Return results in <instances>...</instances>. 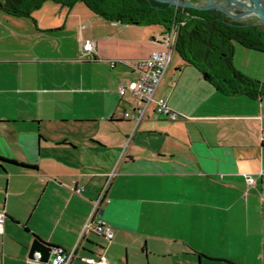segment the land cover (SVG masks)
<instances>
[{
  "label": "crops",
  "instance_id": "1",
  "mask_svg": "<svg viewBox=\"0 0 264 264\" xmlns=\"http://www.w3.org/2000/svg\"><path fill=\"white\" fill-rule=\"evenodd\" d=\"M2 1L0 264H33L34 238L43 259L62 247L67 264H93L85 257L105 239L85 222L99 214L113 227L111 264H264V94L219 90L172 53L154 96L178 117L151 102L136 122L117 88L136 77L134 59L163 46L162 25L109 19L83 1L45 0L28 15ZM87 36L96 59L81 52Z\"/></svg>",
  "mask_w": 264,
  "mask_h": 264
},
{
  "label": "trees",
  "instance_id": "2",
  "mask_svg": "<svg viewBox=\"0 0 264 264\" xmlns=\"http://www.w3.org/2000/svg\"><path fill=\"white\" fill-rule=\"evenodd\" d=\"M45 0H3L1 7L28 15ZM71 6L83 1L94 12L122 22L160 24L163 34L174 23V50L195 65L205 80L224 92L264 94V81L237 69L232 62L234 43L264 50V29L257 22L227 21L221 14L195 7L175 8L158 0H54ZM23 165L28 163L20 162Z\"/></svg>",
  "mask_w": 264,
  "mask_h": 264
},
{
  "label": "built area",
  "instance_id": "3",
  "mask_svg": "<svg viewBox=\"0 0 264 264\" xmlns=\"http://www.w3.org/2000/svg\"><path fill=\"white\" fill-rule=\"evenodd\" d=\"M175 35L176 26L173 23L168 28V32L164 35L162 47L152 48L147 54L134 59L133 66L137 70L136 77L127 83L119 85L117 88L121 96L125 95L127 91L130 93V97L128 98L130 106L123 110L124 116L133 118L137 122L144 115L146 108L152 102L153 109L157 114L171 119L178 117L179 112L168 105L165 97L154 96L155 89L171 59L174 50ZM80 49L85 58L96 59V44L92 37H84L81 41ZM119 60L125 59L111 58L110 63L113 65ZM260 139L264 142V126L261 127L260 130ZM244 176L248 183L254 182V176L252 174L244 173ZM107 181L94 198L91 212L97 211L104 197ZM70 188L73 191L79 192L83 189V186L78 185L72 180ZM4 217L5 213L2 209L0 210V231L3 230ZM91 220H87L85 226L91 224V228L102 235L105 242L102 244L103 248L99 251L97 257H85V259L91 261L93 264H111L104 252V247L113 237L112 224L100 214L94 218V220ZM37 253H39V256H37ZM72 253V250L57 247L47 259H43L41 257V251L35 249L32 254L26 256L25 259L33 264H67Z\"/></svg>",
  "mask_w": 264,
  "mask_h": 264
},
{
  "label": "water",
  "instance_id": "4",
  "mask_svg": "<svg viewBox=\"0 0 264 264\" xmlns=\"http://www.w3.org/2000/svg\"><path fill=\"white\" fill-rule=\"evenodd\" d=\"M165 2L175 8L195 7L213 11L221 14L232 22L233 20H242L245 23L257 22L264 29V0H158ZM253 17L252 19H247ZM40 249L41 257L46 258L48 255V247L39 238H34L29 246V254L33 250Z\"/></svg>",
  "mask_w": 264,
  "mask_h": 264
},
{
  "label": "rangeland",
  "instance_id": "5",
  "mask_svg": "<svg viewBox=\"0 0 264 264\" xmlns=\"http://www.w3.org/2000/svg\"><path fill=\"white\" fill-rule=\"evenodd\" d=\"M234 47H237V48H236L234 55H233V64L238 65V66H242L245 69L247 68L253 74L254 73L260 74L263 79H261L259 77L252 76V75H249V76L255 77V78H258V79L264 81V55H259L258 57L251 56L245 52L246 48H244L243 46L234 43ZM173 55H174L173 60L176 57H178V54L175 51L173 52ZM254 64H255V66H254ZM172 68H174V67H172Z\"/></svg>",
  "mask_w": 264,
  "mask_h": 264
},
{
  "label": "flooded vegetation",
  "instance_id": "6",
  "mask_svg": "<svg viewBox=\"0 0 264 264\" xmlns=\"http://www.w3.org/2000/svg\"><path fill=\"white\" fill-rule=\"evenodd\" d=\"M253 17H248L247 19L249 20V19H252ZM237 20V19H236ZM241 20V19H240ZM244 19H242V21H243Z\"/></svg>",
  "mask_w": 264,
  "mask_h": 264
},
{
  "label": "clouds",
  "instance_id": "7",
  "mask_svg": "<svg viewBox=\"0 0 264 264\" xmlns=\"http://www.w3.org/2000/svg\"><path fill=\"white\" fill-rule=\"evenodd\" d=\"M37 256H39V253H37Z\"/></svg>",
  "mask_w": 264,
  "mask_h": 264
}]
</instances>
